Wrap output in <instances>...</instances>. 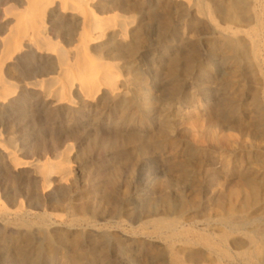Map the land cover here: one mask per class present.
Segmentation results:
<instances>
[{
  "label": "bare ground",
  "instance_id": "bare-ground-1",
  "mask_svg": "<svg viewBox=\"0 0 264 264\" xmlns=\"http://www.w3.org/2000/svg\"><path fill=\"white\" fill-rule=\"evenodd\" d=\"M241 86L263 138L264 0H0V264H264V206L189 228L151 210L182 165L170 146L222 152L213 128ZM195 99L201 127L181 114ZM134 172V187L156 178L129 224L75 207L96 191L118 204Z\"/></svg>",
  "mask_w": 264,
  "mask_h": 264
},
{
  "label": "rangeland",
  "instance_id": "rangeland-1",
  "mask_svg": "<svg viewBox=\"0 0 264 264\" xmlns=\"http://www.w3.org/2000/svg\"><path fill=\"white\" fill-rule=\"evenodd\" d=\"M233 81H235L234 78L229 79L235 88ZM241 87L238 88L236 95L238 104L236 103L231 114V116L234 114L236 118L229 121L218 119L213 128V132L224 137L221 143L222 152L216 158L195 156L193 154L195 145L191 139L181 141L176 147L170 146L172 154L182 165L179 171L170 177L169 187H164L163 191L159 190L161 192L157 194L158 199L151 208L154 214L163 215L172 212L173 216L178 217L189 228V222L194 219L217 218L231 212L236 216H251L256 211L262 210L264 206L262 204L264 202L262 200L264 198V137L255 138L259 133L254 126L256 123H253V113L258 104L256 98L244 99L242 95L248 89L246 86ZM199 103L201 104L200 101ZM199 103L195 99L194 107L187 114L185 111L181 112L185 114L183 117L185 123L197 127L206 124L205 117L200 113L202 107ZM131 117L133 122L138 121L136 115ZM169 145L171 144L168 143V147ZM146 148L145 145H139L142 152ZM120 169L121 164L118 162L115 174L120 172ZM137 176L134 172L127 177V184L120 185L114 192L113 197L118 204L113 203L111 198L105 197L103 192L96 191L89 192V195H77L74 205L80 208L87 205L89 199V205L95 208L97 220L107 222L120 219L125 220L127 225L133 207L131 197L145 186L152 187L151 183L156 178L155 173H146L139 177L141 185L134 187L132 183L138 178ZM157 178H160L161 182H165L166 179L163 175H158ZM118 205L123 209V215L120 218L101 220L100 216L109 207L117 208ZM58 213L66 216L68 214L67 211H58ZM213 228L217 227L213 226ZM236 235L233 234L230 240L239 238Z\"/></svg>",
  "mask_w": 264,
  "mask_h": 264
}]
</instances>
